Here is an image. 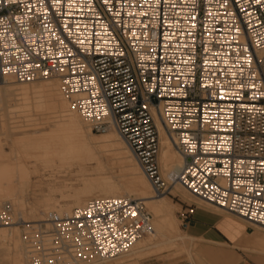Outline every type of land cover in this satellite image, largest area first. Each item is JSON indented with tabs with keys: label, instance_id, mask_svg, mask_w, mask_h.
Segmentation results:
<instances>
[{
	"label": "built area",
	"instance_id": "2783aa9c",
	"mask_svg": "<svg viewBox=\"0 0 264 264\" xmlns=\"http://www.w3.org/2000/svg\"><path fill=\"white\" fill-rule=\"evenodd\" d=\"M7 73L58 78L92 131H118L165 193L157 114L183 157L175 180L264 229V0H0V81ZM19 220L0 204V225ZM47 223L28 238L29 264L108 260L154 230L131 197Z\"/></svg>",
	"mask_w": 264,
	"mask_h": 264
},
{
	"label": "bare ground",
	"instance_id": "6f19581e",
	"mask_svg": "<svg viewBox=\"0 0 264 264\" xmlns=\"http://www.w3.org/2000/svg\"><path fill=\"white\" fill-rule=\"evenodd\" d=\"M2 81L0 204L6 200L11 201L21 220L17 222L18 224L0 226V264H29L28 238L35 229L49 227L47 217L51 212L70 211L72 205L82 206L89 200L99 197L141 199L154 215L152 233L137 241L125 253L104 260L105 262L113 259L116 262L120 257L139 258L154 249L168 248L169 245L185 247L190 256H193L190 241L192 242L195 237L188 232H181L174 213V203L166 192L155 191L118 131L110 130L106 133L92 131L88 120L63 93L58 78L25 81L7 73ZM155 116L161 138L160 163L164 175L171 181L170 192L186 199L196 197L175 180L183 165V157L176 150L161 118L157 114ZM10 133L28 135L17 141L20 142L21 148L13 150L14 155L3 150L4 138L6 139ZM28 144L32 147L28 148ZM30 164L34 165V169H31ZM39 164L44 171L49 172L51 180L62 179L63 184L59 187L52 185L51 193L47 197L37 204H28L24 200V185L30 181L32 174L39 173ZM69 174L73 178H62ZM56 191L62 194V199L53 197ZM199 209L205 210L201 207ZM257 230L259 233L262 232L260 229ZM104 261L95 259L90 264Z\"/></svg>",
	"mask_w": 264,
	"mask_h": 264
},
{
	"label": "rangeland",
	"instance_id": "374dc122",
	"mask_svg": "<svg viewBox=\"0 0 264 264\" xmlns=\"http://www.w3.org/2000/svg\"><path fill=\"white\" fill-rule=\"evenodd\" d=\"M51 78H54V77H51ZM2 84H3V81H0V85H2ZM25 123H27V122H25ZM25 123L23 122V124H25ZM46 132L48 133V131H45L44 133H46ZM39 134H42V133H39ZM1 136H4V135H1ZM26 136H28L27 133H10V135H7L6 139L4 138L5 145L3 146V147H5V148H3L5 153L11 154L13 150L21 148V147H19V145L21 146L20 142L17 143V141H20L23 137L25 138ZM12 139L14 140V142ZM17 139H19V140H17ZM10 142H12V144ZM29 146H31V145L28 144V148L32 147V146L31 147H29ZM30 167H31V169H34L33 164H30ZM38 167H40L39 173L38 174H32L30 181L28 183H25V185H24V187H25L24 188L25 189L24 200L28 204L39 203L41 200H43L45 197H47L48 194L51 193L50 188L52 187V185L59 187V186H62V184H63L62 179L58 180V181L51 180L49 177V172L44 171V168H41V164H39ZM69 175L62 176V178L63 179L68 178V177L73 178L72 175H70V176ZM72 181H73V179L70 182H72ZM166 195L171 200V202L174 203L173 204L174 208H175L174 213H176L175 216L177 218L178 225H180L179 228L181 229V232H188V233L198 237L196 239H193L192 242L190 241V246H191V250L193 252V256H190L189 251H187V249H185V247H182L180 245H169V246L166 245V246H168V248L163 247L162 249H160V248L154 249L153 250V251H155L154 253H153V251H151V253L150 252H149V254L146 253V255H143L139 258L134 259L132 257H130V258H127V257L121 258L120 257V258L116 259V262L113 259V260H109L106 262L104 261L103 263H99V264H148V263L149 264L150 263H152V264H194V263L195 264H221L219 260H215L214 258L208 256L205 253V249H207L208 246H210V242L204 238V235L203 234H199V235L197 234L196 235V234L191 232V227L194 225H197L195 217H196V213H197L196 210L199 209V207L205 208L206 210L213 212V213H216V214H219L221 216L230 215L233 218H236L237 220L245 223L246 231L252 232L255 229H260L262 232H264V230L261 229L260 227H257L251 223H248V222L244 221L243 219H241L240 217H237V216H235V215H233V214H231V213H229V212H227V211H225V210H223V209H221L215 205H213V206L209 205L205 201L199 199L198 197L186 199V198L181 197L180 195L178 197V196L172 194L170 192V190H168L166 192ZM53 197L55 199H62V194L59 193V191H56L54 193ZM6 201H8V200H6ZM6 201H4V202H6ZM201 201H203V202H201ZM9 202H11V201H9ZM68 202H70V201H68ZM191 206L196 207V209L192 215L187 216L186 211L189 208H191ZM72 207H75V205H72ZM152 215H153V213H152ZM17 216H19V215L17 214ZM16 224H18V223H16ZM202 224H203V227L209 226L208 224H205V225H204V223H202ZM0 226H3V225H0ZM227 242L229 244H227L226 247H228V249H230V250L235 251V253L238 251L237 254L240 255L241 257L252 258V259H255L256 261L263 264V262L256 259L255 256H251L250 252H248L244 249H241L239 247L232 246L234 241L231 237L229 239H227ZM192 245H193V247H192ZM123 258H124V260H123ZM117 260H119V261H117ZM120 260L121 261L123 260V261L121 262ZM134 262H136V263H134Z\"/></svg>",
	"mask_w": 264,
	"mask_h": 264
},
{
	"label": "crops",
	"instance_id": "0c3cea01",
	"mask_svg": "<svg viewBox=\"0 0 264 264\" xmlns=\"http://www.w3.org/2000/svg\"><path fill=\"white\" fill-rule=\"evenodd\" d=\"M196 212L197 225L191 227V232L196 235L203 234L204 238L210 242V246L205 249L208 256L219 260L221 264H262L255 259L241 257L237 254L238 251L235 253L228 249L227 239L231 237L234 241L232 246L250 252L251 256H255L264 264V232L259 233L257 229L252 232L246 231L245 223L206 209H197ZM202 223L209 226L203 227ZM193 236L195 239L198 238Z\"/></svg>",
	"mask_w": 264,
	"mask_h": 264
}]
</instances>
